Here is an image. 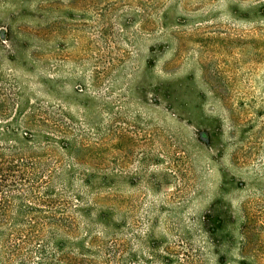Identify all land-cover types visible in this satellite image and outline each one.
<instances>
[{
	"label": "rangeland",
	"instance_id": "obj_1",
	"mask_svg": "<svg viewBox=\"0 0 264 264\" xmlns=\"http://www.w3.org/2000/svg\"><path fill=\"white\" fill-rule=\"evenodd\" d=\"M0 83L137 264H264V0H0Z\"/></svg>",
	"mask_w": 264,
	"mask_h": 264
},
{
	"label": "trees",
	"instance_id": "obj_2",
	"mask_svg": "<svg viewBox=\"0 0 264 264\" xmlns=\"http://www.w3.org/2000/svg\"><path fill=\"white\" fill-rule=\"evenodd\" d=\"M5 90L0 83V264H31L34 255L36 264H137L116 235L124 224L84 206L82 186L90 183L69 173L81 148H70L64 114L58 120L47 105ZM176 262L164 255L146 261Z\"/></svg>",
	"mask_w": 264,
	"mask_h": 264
}]
</instances>
